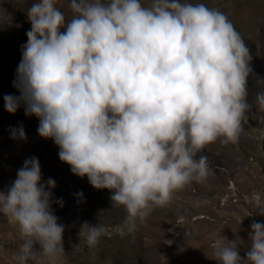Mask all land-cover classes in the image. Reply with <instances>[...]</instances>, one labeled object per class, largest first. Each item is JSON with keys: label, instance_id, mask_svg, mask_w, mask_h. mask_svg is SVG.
Segmentation results:
<instances>
[{"label": "clouds", "instance_id": "9594fccd", "mask_svg": "<svg viewBox=\"0 0 264 264\" xmlns=\"http://www.w3.org/2000/svg\"><path fill=\"white\" fill-rule=\"evenodd\" d=\"M57 0H36L14 87L4 108L39 120L38 135L58 146L61 162L127 216L117 232L136 230L175 191L208 177L203 149L223 138L235 143L252 109V57L229 18L204 3L182 0H70L66 23ZM64 31H61V29ZM264 110V90L255 94ZM12 138L26 139L23 127ZM56 182H42L41 165L28 158L6 192L0 213L18 226V264H58L65 225L53 203ZM82 199L83 193H77ZM264 216V200L256 198ZM244 257L236 240L213 233L220 264H264V223L250 225ZM107 227L83 222L78 237L96 247Z\"/></svg>", "mask_w": 264, "mask_h": 264}, {"label": "rangeland", "instance_id": "374dc122", "mask_svg": "<svg viewBox=\"0 0 264 264\" xmlns=\"http://www.w3.org/2000/svg\"><path fill=\"white\" fill-rule=\"evenodd\" d=\"M33 2L0 0V192L11 186L26 159L38 158L42 182L53 178V199L64 201L63 207L53 203L59 222L65 225V255L58 264H220L210 239L213 233L235 239L244 257L250 249L251 223H264V216L256 214V198L264 200V110L255 101V94L264 90V0H182L220 10L245 40L252 57L247 97L252 109L235 143H225L221 137L199 153L208 158L206 179L175 191L166 206L155 207L145 222L137 221L136 230L123 237L117 228L127 212L123 206H112V193L95 189L87 177L74 175L60 161L53 140L38 135L39 120L25 116L23 104L15 114L4 108L5 95H20L13 85L21 47L31 28L26 11ZM141 2L149 6L152 0ZM56 6L67 23L74 14L70 0H57ZM21 126L26 139H13V130ZM80 192L82 199L77 197ZM85 221L108 229L96 247L78 237ZM22 243L18 226L0 213V264H18L15 257Z\"/></svg>", "mask_w": 264, "mask_h": 264}]
</instances>
